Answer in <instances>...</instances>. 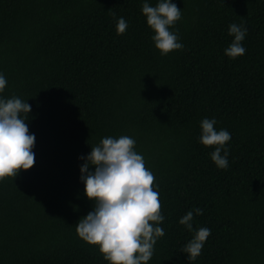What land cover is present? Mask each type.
Instances as JSON below:
<instances>
[{
    "label": "trees",
    "instance_id": "obj_1",
    "mask_svg": "<svg viewBox=\"0 0 264 264\" xmlns=\"http://www.w3.org/2000/svg\"><path fill=\"white\" fill-rule=\"evenodd\" d=\"M144 2L0 0V99L31 106L35 136L34 166L0 181V264H108L76 233L95 207L80 158L125 135L155 177L164 217L147 264H264V0H170L183 49L164 56ZM233 23L247 29L246 52L230 59ZM205 118L231 134L226 169L200 143ZM196 208L189 231L179 221ZM200 228L211 234L189 260L182 250Z\"/></svg>",
    "mask_w": 264,
    "mask_h": 264
},
{
    "label": "clouds",
    "instance_id": "obj_2",
    "mask_svg": "<svg viewBox=\"0 0 264 264\" xmlns=\"http://www.w3.org/2000/svg\"><path fill=\"white\" fill-rule=\"evenodd\" d=\"M142 14L147 26L153 31L155 49L164 56L183 49L178 36L170 31L181 19V10L170 0H159L151 6L147 0L142 5ZM128 25L123 17L116 24V32L122 35ZM234 37L225 50L230 59L243 56L242 46L247 29L238 24L228 28ZM7 84L0 74V92ZM31 106L18 97L0 99V181L15 178L19 172L34 166L32 151L35 136L29 134L26 120ZM21 114H25L22 116ZM215 119H203L200 127V143L204 147H214L211 160L219 169L228 167V149L225 145L231 134L227 130H217ZM135 140L129 136L105 137L100 144L91 147L90 154L80 168V181L84 185V195L93 201L95 207L76 225L78 237L90 246H96L108 264H147L152 258L154 245L165 235L159 225L161 215L159 193L153 187L155 177L146 168L144 158L134 151ZM223 152V155L221 154ZM89 167L95 171L90 172ZM196 208L184 215L179 223L189 231L193 230L194 215H202ZM211 230L200 228L183 248L189 260H195L202 251Z\"/></svg>",
    "mask_w": 264,
    "mask_h": 264
}]
</instances>
